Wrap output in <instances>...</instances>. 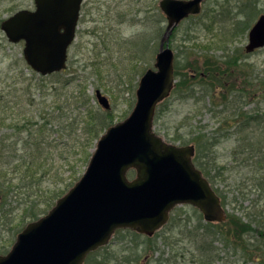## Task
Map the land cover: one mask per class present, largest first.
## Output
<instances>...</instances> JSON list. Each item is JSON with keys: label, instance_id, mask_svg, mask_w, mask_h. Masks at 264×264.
Wrapping results in <instances>:
<instances>
[{"label": "rangeland", "instance_id": "1", "mask_svg": "<svg viewBox=\"0 0 264 264\" xmlns=\"http://www.w3.org/2000/svg\"><path fill=\"white\" fill-rule=\"evenodd\" d=\"M158 1L84 0L76 38L69 49L67 69L62 74L47 77L37 75L27 66L22 55L23 43H10L0 29V148L6 146L0 149L4 160L0 162V179L2 176L7 189L0 192V254L11 249L17 234L27 224L45 216L86 169L79 160L82 151L75 143V136L81 131H72L76 146L71 147L72 141H65L56 131L59 128L56 122L49 132L36 133L33 137L32 141H47L37 153L35 149L32 152L25 149L26 137L14 134L15 130L7 123L30 118L31 122L41 125L40 117L45 111L57 114L54 110L63 102V99L58 100V95L62 96L65 90L55 88L65 79L71 81L68 88L71 91L78 92V80L85 82L87 93L92 97L99 89L109 99L111 107L107 112L113 123L124 120L134 107L140 77L153 67L167 26L166 21H160ZM33 7V0H0V23L18 10ZM250 7L259 10L253 24L264 14V0H206L201 14L179 24L169 40L175 62L184 64L190 49L196 48L197 57L202 59L198 69L202 76L224 75L222 78L229 81L230 84L223 81L225 89L235 91L233 96L238 97L235 126L226 129L224 122L223 129L216 133L220 122L230 112L217 113L223 109L222 105L215 107L216 102L208 95L203 98V93L212 91L202 85L200 78L194 77L192 82L199 90L195 97L183 98L181 93L172 91L157 107L153 130L167 143L179 146L190 144V139L198 137L209 144L215 142L214 146H207L203 161L208 162L206 169L211 165L207 169L210 184L221 195L226 213L231 215L227 221L235 220L231 224H238L236 228L241 233L242 225L250 223L253 232L249 237L262 233L258 239L264 242V162L259 155V152L264 154V144H257L258 141L264 143V125L258 124L264 119V48L246 54L248 30H235V22L244 20L242 11L247 13ZM125 32L129 33L127 38L123 35ZM227 56H235L237 63L226 72ZM213 60L221 62L216 65ZM209 85L215 86V83ZM65 124L70 125L61 123ZM65 142L70 143L69 146L64 147ZM25 152L32 156L45 154L43 158L51 167L35 184L15 165L17 161L10 164L13 155L21 156ZM169 223L174 226L168 230L166 226L151 237L137 238L116 232L109 243L90 254L84 264H158L160 254H163L162 259L172 261L175 253L178 254L175 264H196L192 258H198L194 254L195 244L199 242L182 239V236L199 225H206L205 222L190 206L183 205L174 209ZM222 244L218 245L221 249ZM258 245L264 248V243L262 247ZM156 248L158 252L154 253ZM221 257L223 260L215 264H264V254L260 259L254 257L245 261L232 250L222 252Z\"/></svg>", "mask_w": 264, "mask_h": 264}, {"label": "water", "instance_id": "2", "mask_svg": "<svg viewBox=\"0 0 264 264\" xmlns=\"http://www.w3.org/2000/svg\"><path fill=\"white\" fill-rule=\"evenodd\" d=\"M204 0H160L167 17L154 68L140 78L130 115L98 139L80 179L55 206L17 235L0 264H83L118 229L152 236L177 205L197 208L205 221L226 218L219 197L192 162L194 147L168 144L152 131L156 106L174 87L173 29L201 11ZM82 0H34V10L4 19L1 30L11 43L24 41L23 57L41 76L66 68ZM264 47V15L248 33L247 53ZM99 104L109 108L96 91ZM136 172L133 180L127 178Z\"/></svg>", "mask_w": 264, "mask_h": 264}, {"label": "trees", "instance_id": "3", "mask_svg": "<svg viewBox=\"0 0 264 264\" xmlns=\"http://www.w3.org/2000/svg\"><path fill=\"white\" fill-rule=\"evenodd\" d=\"M250 9L251 11L247 13L244 10L242 11V13H244V20L242 19L240 23L235 22V30L237 29V31L246 32L250 28V26L252 25L251 23L252 20L256 17V14H259V10L255 11L254 8L252 7H250ZM190 50L191 51L189 52V55H186L185 57L184 64L180 65L178 61H176V75L180 76V78H179V82H177L176 84V88L174 89V91L181 93L180 96H182L183 98L184 97L194 98L196 91H199V90L196 89L195 82H192V80H194L196 77L200 78L202 85L205 86L206 88H209L212 91V93H203L202 94L203 98H205V96L208 95L209 98L211 97L213 98V102H216L215 107H217L218 105H222L223 109L218 111L217 113L225 114L227 112H230V114L224 117L223 122L222 123L220 122V127L217 129L216 133L220 132V129H223L222 124L224 122L227 125L226 129H231L232 127L235 126V122L237 121V113H236L237 104L235 101L238 97L233 96V93L235 91L233 90L227 91L225 89L223 81H226L228 83L229 81L227 79L222 78L224 75L218 77L215 74H211L207 76L204 74L202 76L203 73H200L198 70L200 61L202 59L197 57L198 51L196 48H191ZM194 57H196V59L198 60L194 61L195 60L193 59ZM213 61H214L213 64L215 63L216 65L220 64L221 62L218 60L217 61L213 60ZM224 63H226L227 65L225 69V71L227 72L231 66L236 65L237 63L236 57L227 56V59L224 61ZM210 69L211 68H209L208 71ZM182 70L183 72H186V73H181L180 71ZM192 75H194L195 78ZM208 83L209 84L215 83V86H211ZM70 84H71V81H69V79H65V80H62V82H60L58 87L55 88L57 90H65L62 96L61 94L58 95V100L61 101V99H63V102L60 105H58L56 110H54L56 111L57 114H54V112L45 111V115L40 117V119L42 120L41 125H38V123L31 122L30 118L24 119V120L19 119L17 122L9 121V123L7 124L10 126V128L15 130L14 134L22 135L26 137L24 141L25 149L28 148L30 152H32V150L35 149L37 153L39 152L38 148H40V146L44 145L45 143L47 144V141L45 142L44 140H41L40 142H37V140L32 141L33 137L36 136V133H40V135H42V134H45L46 132H49L50 130H52V125H55L56 122L59 125L58 126L59 128L56 131L60 133V137L64 138L65 141L67 142L72 141L71 147L76 146L73 143L74 138L72 135V131L74 133L77 132V130L81 131L78 137L77 135L75 136L76 138L75 143L79 144L80 150L82 151V153H80L79 155V160L81 162V165L84 168L91 156V149L94 148L95 141L99 138V136L104 132V130L107 127L112 125L113 121H112L110 113L102 110L100 107H98L96 104L93 103V97L92 95H88L87 90H86V84L83 80H78L76 84L77 87L79 88L78 92L69 90L68 88ZM204 90L208 91V89H204ZM55 93H53V95H55ZM200 98H202V96ZM4 121L6 122V119ZM62 122H65V123L67 122L70 125H66V124L61 125ZM260 123L264 125V119L259 120L258 124ZM236 131L237 130H235V132ZM85 135H86V139H84ZM8 138L11 139V137H8ZM190 141H191L190 143H194L196 147V155L194 157L193 162L196 165V167L199 168L206 177H208L210 181V178L208 175L209 171H207V169L210 168L211 165H208V168L206 169L205 164H207L208 162L205 161L204 163L203 160H204V154L207 148H209L207 146H214L215 142H211L209 144L208 142L204 141L202 137H198L196 139L193 138V139H190ZM69 144L70 143L65 142L63 145L65 147V146H69ZM257 144L260 146V145H263L264 143H261L260 141H258ZM61 145H62V141H61ZM3 147H6V146H2L1 148L3 149ZM30 152L28 154L27 152H25L24 155H21V156L17 154H15V156L13 155V160H10V164L17 161L15 165H19V169H23L27 174V178H30V180H32L31 182L35 184L40 180V178L46 176L45 175L46 171H50L51 167L48 166V163H47L48 160L43 158L45 154H43V156L42 155L35 156V154H33L34 156H32L30 155ZM259 155L262 158L261 160L264 162V154H261L259 152ZM0 162L4 163L3 155L1 153H0ZM1 179H2V176H1ZM1 179H0V187H2V189H0V192H6L7 189L4 187V183L2 182ZM31 187L32 185L29 186L28 188L30 189ZM193 211L199 217H201L200 214L196 210L193 209ZM228 216L231 217V215H228ZM232 222H235V220L229 219V221H227L226 223L222 225L214 224V223H208L206 225H199L193 228L194 230L193 229L190 230L189 234L182 236V239L187 238L188 240L190 239V241L194 243L199 242L198 245L195 244L197 251L195 250V254H194L195 256L198 255V258H195L193 256L192 258L193 263H196V264L218 263L223 260V257H221V253L223 252L224 249L227 252L232 251V250L237 251L239 257H243L245 261H251L254 259V257L256 260L260 259L262 254H264L263 253L264 248L258 247L259 246L258 240H261V239L257 238L256 243H250L249 240L245 239L244 234L253 232L252 228L250 227V224L247 226L241 224L244 227V230L241 233L236 228L238 224H231ZM169 224L167 225L168 226L167 230L169 228H172V226H174L173 224H171V226ZM121 232L128 233L137 238L141 237V235H138L128 230H124ZM260 235H262V233H260ZM262 237H264V235ZM222 239H224L223 249L218 247ZM236 240L238 241L237 243L234 242ZM164 241H166V238H164ZM167 243L170 244L169 242ZM263 243H264L263 241L260 243L261 247ZM136 245L138 246L141 244H136ZM136 249H139V248H136ZM155 252H158V248L154 250V253ZM162 256L163 254H160V257L158 258V260L156 259L158 261V264H175L178 262L176 259L178 256L177 253L172 255V259H173L172 261L170 258L162 259Z\"/></svg>", "mask_w": 264, "mask_h": 264}, {"label": "flooded vegetation", "instance_id": "4", "mask_svg": "<svg viewBox=\"0 0 264 264\" xmlns=\"http://www.w3.org/2000/svg\"><path fill=\"white\" fill-rule=\"evenodd\" d=\"M242 21V19L240 20V21H237V22H241ZM244 52H245V49H244ZM257 52V51H256ZM246 53V52H245ZM246 54H248V53H246ZM250 55V54H249ZM176 63V62H175ZM175 68H176V66H175ZM193 77H194V75H192ZM249 235L250 234H246V236H245V239H247V240H249V242L250 243H256L257 242V240H256V242H254L255 241V239L254 238H252V237H249ZM264 238V237H263ZM224 239H222V241H223ZM246 240V241H247ZM226 242V241H225ZM262 241L261 240H258V244H260Z\"/></svg>", "mask_w": 264, "mask_h": 264}, {"label": "clouds", "instance_id": "5", "mask_svg": "<svg viewBox=\"0 0 264 264\" xmlns=\"http://www.w3.org/2000/svg\"><path fill=\"white\" fill-rule=\"evenodd\" d=\"M123 35L125 36V38H127L129 36V33L125 32L123 33Z\"/></svg>", "mask_w": 264, "mask_h": 264}]
</instances>
